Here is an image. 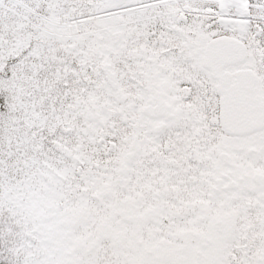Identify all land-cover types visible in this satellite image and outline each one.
I'll use <instances>...</instances> for the list:
<instances>
[{"label":"snow or ice","instance_id":"1","mask_svg":"<svg viewBox=\"0 0 264 264\" xmlns=\"http://www.w3.org/2000/svg\"><path fill=\"white\" fill-rule=\"evenodd\" d=\"M0 264H264V0H0Z\"/></svg>","mask_w":264,"mask_h":264}]
</instances>
